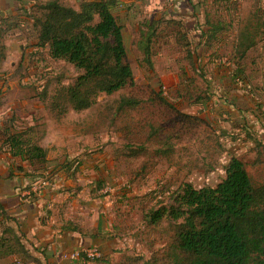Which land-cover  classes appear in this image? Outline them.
I'll return each mask as SVG.
<instances>
[{
	"label": "rangeland",
	"instance_id": "1",
	"mask_svg": "<svg viewBox=\"0 0 264 264\" xmlns=\"http://www.w3.org/2000/svg\"><path fill=\"white\" fill-rule=\"evenodd\" d=\"M60 1L78 9L80 0ZM125 3L131 7H123L125 11L118 9L114 15L123 29L127 62L132 69L134 83L111 95L100 94L96 104L85 112L69 111L64 116V124L60 122L59 126L60 130L61 126L65 127L63 153L66 159L71 160L69 163L78 168L94 156L107 161L98 162L100 167L94 171L101 173L90 182L77 174L76 178L69 179L70 186L63 187L75 196L83 187H96L95 193L82 194L76 202L77 207H81V201L88 203L86 208L90 210L86 212L87 217L81 219L82 224L89 225L94 215H101L112 223L108 229L113 241L110 248L107 246V255H97L93 259L102 261L91 259L89 264H130L125 260L129 256L142 259L133 264H141L145 260L167 264L164 258L171 239L167 224L162 222L158 226H149L145 215L167 202L169 193L184 183L195 188L214 187L223 178V167L232 156L244 162L253 186L264 184V164H253L255 142L264 143V74L260 75L256 68V52L249 53L243 67L250 81L243 83L234 79L235 89L229 82H223L230 84L231 92L235 90L237 94L230 95L227 88L229 92L225 96L217 82L218 76L216 79L213 77L223 66L213 60L221 56L227 64L230 60L225 59L229 50H200L198 59L196 54L193 56L195 65H190L187 52H192V49L187 37L183 34L184 41L182 36L172 35L170 29H161L152 37L153 69L149 70L139 46L147 33V16L131 11L135 4L132 1L126 0ZM245 9L248 11L249 8ZM211 20L216 21V18ZM28 28L18 27L17 31L24 40L21 42L25 47L21 53L24 63H18L19 43L15 45L12 42L11 45L12 60L18 63L15 65L17 73L23 80L14 84L8 96L12 100L16 91L26 90L27 96L35 101L38 99L39 104L47 108L37 113V117L43 119L42 125L45 127L46 121L50 120L53 123L50 126L56 128L57 117L48 111L49 99L54 91L70 85L80 72L62 60L50 59L45 50L27 46L25 38L31 42V32H26ZM6 67L8 72L12 70L9 64ZM222 72L227 71L224 69ZM45 90L47 99L41 101L40 95ZM153 91L166 98L178 112L197 117L201 122L179 120L159 103ZM124 97L133 99L137 105L117 111L118 103ZM247 97L254 104L256 114L248 112V108L242 122L234 104L245 107L249 102ZM256 106L261 107L257 109ZM153 127H161L165 137L153 136ZM124 129L130 132L129 138L123 136ZM40 133V129L35 132L36 136ZM127 145L143 147L144 151L136 158H128L125 154ZM209 167L211 170L208 171ZM91 248L100 254V247Z\"/></svg>",
	"mask_w": 264,
	"mask_h": 264
},
{
	"label": "trees",
	"instance_id": "2",
	"mask_svg": "<svg viewBox=\"0 0 264 264\" xmlns=\"http://www.w3.org/2000/svg\"><path fill=\"white\" fill-rule=\"evenodd\" d=\"M121 4V0H80L78 9H74L60 0H49L32 6L27 18L32 22L36 47L46 50L50 59L62 60L80 72L70 85L54 91L50 99L48 97V108L57 118L69 111L85 112L96 104L100 94L111 95L133 85L134 77L127 62L123 29L114 15ZM18 22L17 18L0 19V59L5 57L4 38L7 32L18 27ZM181 25L174 19L155 17L147 23V33L139 46L144 55L143 62L149 70L153 69L151 39L158 35L159 27L170 29L172 35L182 36L185 41L180 31ZM209 27L208 31L199 33V43L192 52H187L190 65H195L193 56L196 54L198 59V51L211 49V43L216 39L217 24ZM255 34L258 35L257 32ZM253 43L254 34H240L236 51L240 59ZM243 72L242 68H238L232 74L233 78L245 83L241 79ZM154 94L159 103L179 120L201 122L197 117L178 112L161 94ZM47 95L45 90L40 95L41 100H46ZM136 105L133 99L124 97L119 101L117 111L132 109ZM152 131L153 136L165 137L161 127H153ZM25 135L10 137L11 150L14 152L21 146L25 148L20 153L26 161L43 166L46 151L37 143L26 144ZM129 135L130 132L124 129L123 136L129 138ZM126 148L128 158H136L144 151L143 147L135 148L132 145ZM254 150L253 164H264V143L255 142ZM223 172V178L214 187L195 188L189 183L181 184L169 193L167 202L145 215L149 226H158L162 222L167 224L171 234L164 258L167 264H264V184L253 186L244 162L234 156L227 161ZM75 174L76 169L71 176ZM10 252L15 255L13 264H25L27 257L22 255L25 252L20 243L15 241L13 246H8L0 239V261ZM79 259L83 264L91 261L83 253ZM125 260L133 264L142 259L129 256ZM141 262L156 264L157 261Z\"/></svg>",
	"mask_w": 264,
	"mask_h": 264
},
{
	"label": "crops",
	"instance_id": "3",
	"mask_svg": "<svg viewBox=\"0 0 264 264\" xmlns=\"http://www.w3.org/2000/svg\"><path fill=\"white\" fill-rule=\"evenodd\" d=\"M47 1L49 0L34 2L31 0H0V19L17 18L18 27L21 29L29 27L26 32H31L29 35L31 42L27 40V37L25 42H28L27 46H32L35 50L44 49L36 47L37 41L32 39L34 38L32 22L27 16L31 14L34 4ZM127 1L135 3L131 11L136 12V15L143 13V17L147 16L148 22L155 17L163 20L174 19L182 23L180 31L187 37L190 49H194L199 43L201 31H208L209 25L217 24L216 39L211 43L210 48L219 51L229 50L230 52L225 59L230 60V63L225 64L221 56L213 60L223 66L219 74H214L213 77L216 79V75L218 76L217 82L225 96L229 92L227 88L230 89V95L235 92V90L231 92L230 84L235 89L232 82L235 80L232 74L238 68L244 70L243 61L249 53L256 52V68L258 72L260 71V75L262 72L264 74V0ZM125 2L126 0H121L122 4L116 10L121 11L123 7L126 9L131 7L130 5L127 7ZM245 7L249 8L248 11ZM212 18H216V21H212ZM18 27L7 32L4 38L5 57L0 59V239L8 246H13L15 241L20 243L25 252L22 255L27 257L24 261L25 264H83L81 259L71 261L64 256L76 250H88L92 246L100 247L99 256H106L107 246L110 248V243L113 241L108 229L112 223L104 220L101 215H94V220L89 225L82 224L81 219L87 217L86 212H90V210L86 208L88 203L81 201V207H77L76 202L82 197V194L95 193L96 187L93 188L91 185L88 188L83 187L81 193H77L75 196L63 186H70L71 180L69 179L75 177L71 176L74 169H76L75 175H81L90 182L97 177L98 173H101V171L98 173L94 171L100 167L97 165L98 162L107 160L94 156L84 161L82 166L74 167L69 163L71 160L66 159L65 153H63L62 141L64 140L65 127L61 126L62 130H60L59 124L60 122L62 125L64 124L65 115L56 118V128L50 126L53 124L50 123V120L46 121L44 127L43 119L37 117V113L45 111L47 108L40 105L38 99L37 101L31 99V96L24 93L25 90L22 91L23 93L16 91V96H13L15 98L10 100L8 94L14 89V84H20L19 81L23 80L15 66L18 63H24L22 62L23 54L21 55L25 48L21 43L24 40L19 37L22 34L17 32ZM159 28V30L165 29L162 26ZM243 32L254 34V45L240 59L236 51L239 47L240 34ZM256 32L258 35L255 34ZM12 42L15 45L19 43L18 63L12 60ZM8 64L12 69L10 72L7 71ZM224 69L227 71L226 73L222 72ZM243 73L244 76L241 79L243 78L246 82L250 81L249 77L246 78L245 71ZM262 77L264 78V76ZM262 77L260 78L263 79ZM15 81L16 83H14ZM225 81L230 84L223 83ZM16 87L19 88L17 85ZM207 95L209 96V93ZM234 95L237 96L236 93ZM237 104H234L238 108L235 112L240 114L239 118L242 117V122L244 112L248 108L250 113H254L256 110L250 99L245 107ZM37 129L41 130L39 136L35 134ZM25 133L26 144L30 146L37 143L46 151V163L43 166L35 163L33 165L26 161L20 153L25 148L20 146L14 152L11 150L10 137ZM18 150L19 154H17ZM46 178L50 180H46ZM42 183L45 184L42 185ZM14 256L12 252L5 254L0 264H13Z\"/></svg>",
	"mask_w": 264,
	"mask_h": 264
},
{
	"label": "built area",
	"instance_id": "4",
	"mask_svg": "<svg viewBox=\"0 0 264 264\" xmlns=\"http://www.w3.org/2000/svg\"><path fill=\"white\" fill-rule=\"evenodd\" d=\"M44 184L45 183H42V185H44ZM82 253L85 254L86 257L89 258V259H93L94 257H96L98 255L96 249L95 248H91V249H88V250H76V251H73L70 254L65 255L64 258H66L68 260H71V261H76V260H78L80 258V255Z\"/></svg>",
	"mask_w": 264,
	"mask_h": 264
}]
</instances>
